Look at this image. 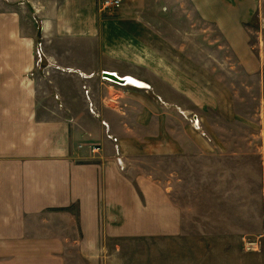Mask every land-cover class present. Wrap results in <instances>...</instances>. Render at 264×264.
<instances>
[{
    "label": "crops",
    "instance_id": "crops-1",
    "mask_svg": "<svg viewBox=\"0 0 264 264\" xmlns=\"http://www.w3.org/2000/svg\"><path fill=\"white\" fill-rule=\"evenodd\" d=\"M96 1L0 0V264H127L109 240L179 234L158 173L213 149L190 123L217 110L209 45L258 59L264 0Z\"/></svg>",
    "mask_w": 264,
    "mask_h": 264
},
{
    "label": "rangeland",
    "instance_id": "rangeland-1",
    "mask_svg": "<svg viewBox=\"0 0 264 264\" xmlns=\"http://www.w3.org/2000/svg\"><path fill=\"white\" fill-rule=\"evenodd\" d=\"M96 4L100 9L102 0ZM34 21L38 26L37 14ZM255 40L258 59L251 61L239 60L223 44L209 45L217 110L200 111V120L190 123L213 149L205 157L161 164L159 176L173 179L182 231L109 240L122 246L113 255L127 264H264V28ZM37 57L36 70L43 76L47 62ZM97 76L101 79V72Z\"/></svg>",
    "mask_w": 264,
    "mask_h": 264
},
{
    "label": "water",
    "instance_id": "water-1",
    "mask_svg": "<svg viewBox=\"0 0 264 264\" xmlns=\"http://www.w3.org/2000/svg\"><path fill=\"white\" fill-rule=\"evenodd\" d=\"M102 76L107 80L121 85L144 86L141 82L132 77H120L114 72H103Z\"/></svg>",
    "mask_w": 264,
    "mask_h": 264
},
{
    "label": "built area",
    "instance_id": "built-area-1",
    "mask_svg": "<svg viewBox=\"0 0 264 264\" xmlns=\"http://www.w3.org/2000/svg\"><path fill=\"white\" fill-rule=\"evenodd\" d=\"M123 4V0H102V8L103 10L107 9H118ZM119 163L122 164L121 160Z\"/></svg>",
    "mask_w": 264,
    "mask_h": 264
}]
</instances>
